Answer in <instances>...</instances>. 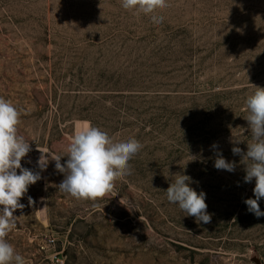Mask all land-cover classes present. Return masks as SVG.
<instances>
[{
  "label": "rangeland",
  "instance_id": "1",
  "mask_svg": "<svg viewBox=\"0 0 264 264\" xmlns=\"http://www.w3.org/2000/svg\"><path fill=\"white\" fill-rule=\"evenodd\" d=\"M156 14L163 23L120 0H0V97L21 111L22 166L40 171L38 149L65 155L80 122L143 144L97 201L59 191L50 160L6 237L27 264H264V216L244 203L255 179L232 153L247 151L251 84L264 87V0H167ZM217 151L235 171L214 167ZM178 172L206 193L210 223L167 200Z\"/></svg>",
  "mask_w": 264,
  "mask_h": 264
},
{
  "label": "clouds",
  "instance_id": "2",
  "mask_svg": "<svg viewBox=\"0 0 264 264\" xmlns=\"http://www.w3.org/2000/svg\"><path fill=\"white\" fill-rule=\"evenodd\" d=\"M120 3L123 9L135 16H148L156 25L163 23L164 17L156 13L167 7V0H120ZM251 85L254 91L245 100L247 115L244 119L250 133V139L246 140L247 151L234 146L232 153L241 156L240 162L245 166L244 182L250 183L255 179V198H248L244 203L249 212L260 217L264 216L259 205L264 198V87ZM20 116L21 111L10 100L0 97V264H27L6 237L16 227L17 216L14 213L25 207L20 203L21 198L26 195L30 185L42 178L40 173L47 169L50 160L55 162V169L64 176L56 185L59 191L76 200L97 201L113 191L118 179L130 173L129 161L143 148V144L134 137L118 140L90 122H80L74 125L65 155L38 149L40 156L37 166L40 171L34 172L21 164L32 148L30 142L18 132ZM231 142L235 145L245 140L234 137ZM211 147L217 149L218 145L214 143ZM189 155L190 161L197 159ZM64 156H67V160L62 164L61 158ZM214 167L233 172L236 163L226 160L222 152L217 151ZM173 176L174 181L165 190L167 200L177 204L187 216L195 217L197 223H210L212 216L207 211L206 193H198L190 187L193 183L190 176L179 172ZM28 201L29 205L35 203L30 196Z\"/></svg>",
  "mask_w": 264,
  "mask_h": 264
}]
</instances>
